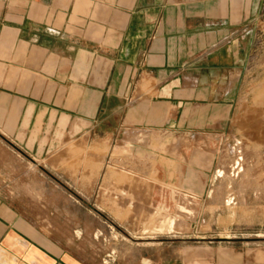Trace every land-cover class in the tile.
<instances>
[{
    "label": "crops",
    "instance_id": "0c3cea01",
    "mask_svg": "<svg viewBox=\"0 0 264 264\" xmlns=\"http://www.w3.org/2000/svg\"><path fill=\"white\" fill-rule=\"evenodd\" d=\"M247 1L0 0V264H85L69 213L59 227L45 200L19 194L33 189L20 183L32 173L27 161H43L53 136L91 134L111 106L135 131L226 127ZM112 136L109 128L102 138ZM10 177L17 183L4 184ZM170 264H264V244L192 248Z\"/></svg>",
    "mask_w": 264,
    "mask_h": 264
},
{
    "label": "rangeland",
    "instance_id": "374dc122",
    "mask_svg": "<svg viewBox=\"0 0 264 264\" xmlns=\"http://www.w3.org/2000/svg\"><path fill=\"white\" fill-rule=\"evenodd\" d=\"M247 7V22L234 31L240 67L223 130L135 131L123 128L111 106L91 134L60 133L43 161H27L32 173L20 183L33 189L19 194L45 200L59 227L69 213L72 250L85 264H139L145 256L170 264L192 248L264 244V0ZM109 128L113 136L105 141ZM239 141L241 171L230 176V149Z\"/></svg>",
    "mask_w": 264,
    "mask_h": 264
},
{
    "label": "built area",
    "instance_id": "2783aa9c",
    "mask_svg": "<svg viewBox=\"0 0 264 264\" xmlns=\"http://www.w3.org/2000/svg\"><path fill=\"white\" fill-rule=\"evenodd\" d=\"M240 147H241V142L239 141V142H236L230 149V151H232V154L234 156V162L230 170V176L232 175L237 176L241 171L242 151Z\"/></svg>",
    "mask_w": 264,
    "mask_h": 264
},
{
    "label": "bare ground",
    "instance_id": "6f19581e",
    "mask_svg": "<svg viewBox=\"0 0 264 264\" xmlns=\"http://www.w3.org/2000/svg\"><path fill=\"white\" fill-rule=\"evenodd\" d=\"M187 196V195H186ZM194 199V198H193ZM188 212V211H187ZM190 215V214H189ZM172 221V220H171ZM173 222V221H172ZM172 222H169V223H167V224H169V228H172V226H173V223Z\"/></svg>",
    "mask_w": 264,
    "mask_h": 264
}]
</instances>
